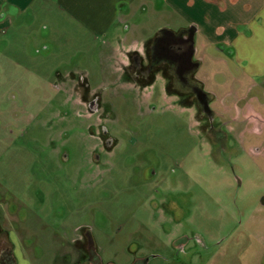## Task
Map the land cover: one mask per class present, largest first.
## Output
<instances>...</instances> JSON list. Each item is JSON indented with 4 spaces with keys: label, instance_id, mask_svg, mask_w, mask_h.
<instances>
[{
    "label": "rangeland",
    "instance_id": "rangeland-1",
    "mask_svg": "<svg viewBox=\"0 0 264 264\" xmlns=\"http://www.w3.org/2000/svg\"><path fill=\"white\" fill-rule=\"evenodd\" d=\"M55 4L0 39V227L18 258L264 264V102L204 36V0H120L97 37ZM191 27L203 108L153 57L162 29Z\"/></svg>",
    "mask_w": 264,
    "mask_h": 264
},
{
    "label": "crops",
    "instance_id": "crops-1",
    "mask_svg": "<svg viewBox=\"0 0 264 264\" xmlns=\"http://www.w3.org/2000/svg\"><path fill=\"white\" fill-rule=\"evenodd\" d=\"M37 1H54L57 11L73 17L83 30L95 37L111 29L121 15L120 0H0V39ZM243 7L244 12L251 13L248 19H242L243 15H240ZM211 9L216 11L210 12ZM204 16L206 39L210 42L218 39L220 42L216 44L222 49L223 44L229 46L231 52H226L251 78L250 90L264 102V0H228V3L219 0V5L216 0H204ZM213 25L217 39L208 33V28ZM13 235L16 234L12 232L11 235L10 231L0 227V264H33L26 254L18 258L14 243L17 237Z\"/></svg>",
    "mask_w": 264,
    "mask_h": 264
},
{
    "label": "flooded vegetation",
    "instance_id": "flooded-vegetation-1",
    "mask_svg": "<svg viewBox=\"0 0 264 264\" xmlns=\"http://www.w3.org/2000/svg\"><path fill=\"white\" fill-rule=\"evenodd\" d=\"M157 37V36H156ZM164 40L162 41V43L160 44L161 41H157L154 45V49H153V57L154 59H156V62L159 60L157 58L163 57L166 59H169L170 61H174L176 63H172L174 66H177V70H176V74H177V78L179 79H174L176 81H179V83L184 84L183 82H186L188 84H184L185 86H188L190 88H193V84L191 83V81L189 80L188 82V68H187V48L184 47V42L183 39L180 40V38H174V37H165L163 38ZM136 55V54H135ZM133 61L134 62H138V64H140V59L138 57V55H136L135 57H133ZM143 74V73H142ZM190 75V74H189ZM87 79H82L80 81H78V85H87ZM82 81V82H81ZM189 89V88H188ZM194 90V89H193ZM193 93L195 94V98L197 101V104H199L200 107H204V97L197 93V91H193ZM80 95H77V97L79 98ZM79 101V99H78ZM95 102V103H94ZM96 104V105H95ZM91 109H96L98 108L96 100L91 102L90 107Z\"/></svg>",
    "mask_w": 264,
    "mask_h": 264
},
{
    "label": "trees",
    "instance_id": "trees-1",
    "mask_svg": "<svg viewBox=\"0 0 264 264\" xmlns=\"http://www.w3.org/2000/svg\"><path fill=\"white\" fill-rule=\"evenodd\" d=\"M165 37H174V38H180L183 39V42H184V47L187 48V65L189 66L188 68V73L190 74V76H192L196 71L197 69L199 68V62L198 61H195L193 60V54H194V28L191 27L189 29H183L181 30L180 32H174L172 30H169V29H162L159 34L157 35V39L156 40H160V39H163ZM177 70V66L174 67V73L176 72ZM177 73V72H176ZM175 73V74H176ZM193 84V88H191V92L193 91H197V93L201 94L203 97H204V93L202 91V86H201V83L194 79V82L192 83ZM194 89V90H193ZM92 244H90V247H91ZM93 249V248H92ZM96 251L94 250V253L91 254L89 253V255L87 257H85V261L88 262L89 264H93V259L92 257L94 256L96 260H99V256L97 255V253H95ZM102 264V261L101 259L99 260Z\"/></svg>",
    "mask_w": 264,
    "mask_h": 264
}]
</instances>
